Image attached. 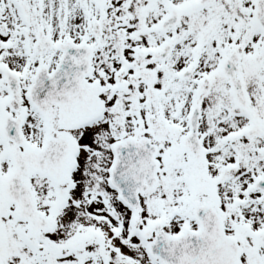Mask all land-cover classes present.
I'll return each mask as SVG.
<instances>
[{
    "label": "flooded vegetation",
    "instance_id": "obj_1",
    "mask_svg": "<svg viewBox=\"0 0 264 264\" xmlns=\"http://www.w3.org/2000/svg\"><path fill=\"white\" fill-rule=\"evenodd\" d=\"M124 1L111 0L110 9ZM178 4L146 0L143 18L110 29L102 19H87L74 37L50 0H0V264H152L147 247L155 220L163 219V230L172 235L199 230L194 209L206 176L210 194L204 202L221 214L240 264H264V183L253 189L264 179V132L252 110L234 100L237 114L227 104L221 92L228 90L229 99L233 92L215 67L192 60L189 76L181 73L179 35L150 18L152 9L166 5L168 12ZM170 37L175 45L167 56L159 46ZM68 40L93 50L88 81L101 108L85 125L66 130L52 74L61 58L55 44ZM193 106L199 112L198 156L185 146L194 144ZM237 117L247 124L227 131ZM6 120L23 121L18 140L3 136ZM123 139H147L157 148L152 188L117 186L128 183L125 171L116 178L111 172L114 144ZM238 184L237 195L219 192L220 185L235 191ZM169 200L192 213L190 224L177 210L173 216L182 220L167 219Z\"/></svg>",
    "mask_w": 264,
    "mask_h": 264
},
{
    "label": "rangeland",
    "instance_id": "obj_2",
    "mask_svg": "<svg viewBox=\"0 0 264 264\" xmlns=\"http://www.w3.org/2000/svg\"><path fill=\"white\" fill-rule=\"evenodd\" d=\"M50 1L57 20L61 25L62 21L65 20L73 30L72 35L74 37L78 36L81 25L84 26L87 19V22H91L93 17L102 19V22L106 23L110 29L111 27H119L126 20L132 22L134 19L143 18L142 13L147 11L145 10L146 0H125L118 9H110L112 4L111 0H108L105 5L106 9L100 11L101 13H99L94 0ZM154 1L150 0L151 4ZM164 1L167 5L171 3H183L184 5L179 26L169 31L180 37L182 45L179 47V52H182L184 66L195 60L197 67H215V70L220 73L222 61L226 55L232 49L239 51L241 72L250 98L253 116L257 119V129L260 128L264 132V46L263 33L252 18L254 0H215L205 7L195 5V0ZM82 11H84L83 15ZM166 12V5L159 10L152 9L150 18L153 22H157ZM118 20L120 22H117ZM114 32L122 33L123 30L118 29ZM164 38L163 34L155 43ZM220 75L221 80H225L222 74ZM214 81L218 82L217 79ZM221 95L225 97L227 104L232 107L234 113H240L233 97L229 99L228 90L221 92ZM233 120L231 126L228 124L225 127L227 131L236 128L241 129L247 124L244 119L239 117L233 118ZM206 177L210 179L209 176ZM209 179L200 187L201 202L209 198ZM242 187L238 184L234 191L233 186H231L229 191L226 185H220L218 189L222 196H232L237 195ZM174 203L175 201L172 200L167 202V219L173 218L178 221L180 217L173 216V210H177L183 217L182 219L190 224L192 213L181 211Z\"/></svg>",
    "mask_w": 264,
    "mask_h": 264
},
{
    "label": "water",
    "instance_id": "obj_3",
    "mask_svg": "<svg viewBox=\"0 0 264 264\" xmlns=\"http://www.w3.org/2000/svg\"><path fill=\"white\" fill-rule=\"evenodd\" d=\"M212 0H199V4H207ZM101 2V0H97ZM168 21L162 26L167 28L177 24V14L172 12ZM254 18L261 25L264 32V0H257ZM171 40L163 47L171 50ZM86 47V52L84 51ZM86 44H59L56 49L63 52L58 69L54 73V96L55 104L60 107L62 121L66 127H75L76 124L88 120L96 114L97 98L95 86L88 84L86 77L90 72L91 50ZM239 58L236 52L231 53L223 64V72L229 77L231 87L238 103L248 108V100L245 94L241 77L238 75L237 63ZM198 118L194 116L193 129L197 130ZM16 130L21 134V123L15 122ZM5 130V134H6ZM195 132V131H194ZM7 135V134H6ZM116 155L122 159L116 161L115 176L125 171L126 184L137 188L138 181L147 179L154 181L156 162L154 160L155 149L141 142L125 140L116 144ZM128 156V157H127ZM127 158V159H125ZM129 179V180H128ZM127 194L126 192H124ZM128 197V196H127ZM201 221V231L198 236L199 247H184L181 249L180 242L183 236L171 237L158 232V238L154 241L149 253L154 258H160L164 264H239V250L234 241L225 236L223 226L214 214L213 209L205 208L198 211ZM201 212V213H199ZM214 212V213H213ZM160 227L155 224L154 229ZM183 250V252H182ZM193 251V256H192Z\"/></svg>",
    "mask_w": 264,
    "mask_h": 264
}]
</instances>
